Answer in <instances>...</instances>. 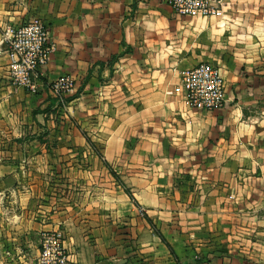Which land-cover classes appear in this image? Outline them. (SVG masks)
I'll list each match as a JSON object with an SVG mask.
<instances>
[{
    "label": "crops",
    "instance_id": "1",
    "mask_svg": "<svg viewBox=\"0 0 264 264\" xmlns=\"http://www.w3.org/2000/svg\"><path fill=\"white\" fill-rule=\"evenodd\" d=\"M221 9L0 0V264H37L55 230L77 264H264V0ZM30 17L56 45L35 94L10 83L1 43ZM202 62L225 81L210 111L179 86Z\"/></svg>",
    "mask_w": 264,
    "mask_h": 264
},
{
    "label": "built area",
    "instance_id": "2",
    "mask_svg": "<svg viewBox=\"0 0 264 264\" xmlns=\"http://www.w3.org/2000/svg\"><path fill=\"white\" fill-rule=\"evenodd\" d=\"M173 10L184 16L199 14L204 17L222 14L221 0H165ZM1 43L8 51V77L13 86L35 94L38 78L50 56L56 50L45 24L30 17L18 25H6L1 32ZM179 86L185 92V102L192 109L210 111L225 101V81L219 67L208 62L199 63L183 72ZM75 89V80L63 74L48 85L57 106L64 109ZM37 264H77L63 243L60 230L42 231L39 236Z\"/></svg>",
    "mask_w": 264,
    "mask_h": 264
}]
</instances>
